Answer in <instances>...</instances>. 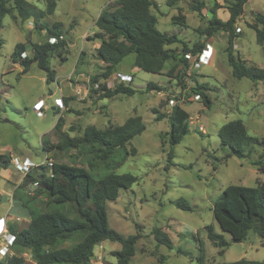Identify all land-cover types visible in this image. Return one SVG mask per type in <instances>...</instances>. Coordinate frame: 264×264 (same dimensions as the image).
I'll return each instance as SVG.
<instances>
[{"label": "rangeland", "instance_id": "374dc122", "mask_svg": "<svg viewBox=\"0 0 264 264\" xmlns=\"http://www.w3.org/2000/svg\"><path fill=\"white\" fill-rule=\"evenodd\" d=\"M27 1L46 9V0ZM54 1V14L44 18L42 23L50 27L61 23V38L68 41V47L61 56L58 52L52 56L53 83H47L46 73L36 64L27 74L21 75L23 68L12 60L18 43L29 45L49 41L47 30H38L32 18L22 21L17 11L4 17L0 30V120H3L0 121V155L12 157L10 167H0V216L8 215L10 226L20 231L30 224L32 213L29 208L34 213L49 209L45 197L24 203L31 200L37 191L36 185L25 187L21 193L17 191L27 170L34 166L48 168L52 162L84 167L97 179L111 173L131 174L137 182L130 189L120 191L116 201L107 203L110 227L125 237L140 236L130 264H161V258L165 259L163 264H199L200 257L204 264H225L243 258L264 261V240L253 231L244 242L232 243L223 256L209 241L206 231L211 225L231 241V236L220 230L213 217L216 199L229 185L256 187L258 181L264 183V173L252 165L262 148L252 149L250 158H226L231 150L221 146L218 136L225 123L241 120L249 135L264 140V84L233 77L228 63L227 33L220 32L210 39L202 35L212 17L214 4L220 5L219 17L225 20L227 14L224 11L228 12L229 19L227 7L233 0H205L202 17L192 9L193 0H156L159 7L152 9L158 18L157 28L176 35L180 41L167 49L181 57L184 44L192 47L195 43L205 45L209 42L214 55L208 65L197 68L195 59H191L184 67L178 58L169 61L161 74H152L136 71L135 56L130 55L108 79L103 77L105 64L96 54L99 42L90 41L88 37L97 31L95 21L100 13L115 5L116 0ZM7 7H13V3H8ZM256 13H264V0H250L245 6L236 24L241 32L237 33L233 52L248 64L264 68V51L251 28ZM178 16L185 17L182 25L174 21ZM27 55H31L30 49ZM174 65L177 68L170 77ZM118 73H134L131 81L125 83L135 89L136 94L100 99L103 92L95 85L113 89L120 83L116 80ZM179 76L183 78L186 90L179 85ZM149 83L162 90L148 92ZM198 84L210 89L206 94L211 98V108H207L202 100L189 102L186 97H180L181 93L190 92ZM172 98L180 99H176V104L190 115V133L174 148L171 165L168 160L170 124L168 118L159 120V117L169 115L173 108L169 99ZM60 117L63 124L57 130L55 126ZM137 117L146 126L145 132L108 163H98L94 170L87 164L91 156L83 149L46 151L43 148L45 142L49 143L47 148L56 145L64 135L79 137L87 126L103 130ZM4 119L8 121L4 122ZM125 157H128L125 163H120ZM179 200L188 203L192 211L178 208L175 202ZM156 228L169 236L172 249L158 244L153 235ZM121 248L119 243L104 241L95 248L89 264H116L113 253ZM18 253L25 258L26 264H36L29 253Z\"/></svg>", "mask_w": 264, "mask_h": 264}, {"label": "trees", "instance_id": "16d2710c", "mask_svg": "<svg viewBox=\"0 0 264 264\" xmlns=\"http://www.w3.org/2000/svg\"><path fill=\"white\" fill-rule=\"evenodd\" d=\"M46 9H40L37 5L27 0H0V30L3 27V19L13 11H17L22 21L32 18L36 28L56 39L57 42L49 41L41 43H18L12 54L13 63L19 64L27 74L36 64L39 69L46 73L47 83L55 81V71L51 69V59L54 53L61 56L67 50L68 41L64 38L61 23H54L51 27L42 23L47 16L54 14L56 1L46 0ZM250 0H233L227 7L229 19L223 21L217 16L220 8L215 3L211 8L212 17L206 23L202 35L211 38L214 35L225 32L228 34V63L232 68L235 79L247 78L254 83L264 84V68L248 64L238 54L234 55V41L238 36L236 27L238 19L243 15L245 6ZM12 2L13 7H7ZM205 0H193L192 9L203 16ZM159 7L156 0H116L115 5L105 8L95 21L97 31L90 41H98L96 49L97 58L105 64L103 77L110 78L115 74V69L130 55L135 56L134 69L152 74H161L165 65L171 60H177L184 67L189 65L186 55L201 54L205 49L204 44L195 43L192 47L183 45L181 57L167 49V46L179 43L176 35L163 33L157 28L158 18L152 13V9ZM176 24H183L185 17L174 18ZM251 28L256 32L257 43L264 51V13L254 15V23ZM28 49L31 55H27ZM177 66L174 65L169 76L172 77ZM136 70V71H137ZM134 74V73H133ZM131 74L130 76L133 77ZM177 79V77H176ZM179 85L186 90V84L179 76ZM96 86V85H95ZM100 99L113 98L118 95L132 97L136 90L125 82H120L113 89L106 85L99 86ZM148 92L162 89L154 83H149ZM210 89L207 85H197L190 92L181 93L180 97L189 98L192 94H199L207 108H211V98L206 94ZM177 99V98H176ZM180 101V99H177ZM190 115L179 104H176L168 116L170 131L168 143L170 152L168 160L173 164L174 148L182 142L190 133L188 120ZM3 121V120H0ZM4 119V122H7ZM63 119L60 117L55 129H61ZM146 126L140 117L129 118L123 125H110L100 130L95 126H87L84 133L79 137L64 135L56 144L47 148L48 142L43 143L46 151H67L70 149H83L85 154L91 156L87 163L94 170L98 163H108L121 150H126L135 137L145 132ZM221 146L227 147L231 153L226 157L236 156L240 159L250 158L252 149L262 148L258 159L252 161L258 171L264 173V140L248 133L247 127L241 120L225 123L219 130ZM129 153L126 154L128 156ZM128 157L121 160L124 164ZM12 164V157L1 154L0 167L7 169ZM49 168V169H48ZM34 166L26 172L17 191L25 187L36 185L37 191L30 201L36 202L40 197L48 200V210L34 213L31 208V221L27 228L17 230L10 226V231L16 236L13 246L14 256L6 260H0V264H26V260L18 252L29 253L36 264H89L94 256L95 248L104 241L121 244V250L113 253L116 264H130L136 254V245L140 238L138 234L123 236L109 225L107 203L114 202L119 198L120 191L130 189L137 178L131 174L111 173L102 178H95L86 168L62 163H52V166ZM0 194V200H1ZM178 208L192 211V207L184 200L175 202ZM213 217L223 233L231 236L227 240L214 227H206L207 236L212 245L219 249V255L223 256L232 243L244 242L250 231L256 233L264 240V183L257 182L256 187L229 185L216 199L213 208ZM153 235L160 245L173 248L169 236L160 228L153 231ZM69 244V246H65ZM202 250V249H201ZM18 253V254H16ZM165 259L161 258V264ZM199 264L203 258H199ZM225 264H264V261L241 260Z\"/></svg>", "mask_w": 264, "mask_h": 264}, {"label": "built area", "instance_id": "2783aa9c", "mask_svg": "<svg viewBox=\"0 0 264 264\" xmlns=\"http://www.w3.org/2000/svg\"><path fill=\"white\" fill-rule=\"evenodd\" d=\"M241 29H238L239 32ZM49 42L55 43L57 42L56 39L53 37H49ZM214 55V49L210 47V45L207 46L206 49H204L201 54L193 56L192 54L186 55V59L189 61L191 59L194 60V64L197 68H201L202 65H208L210 63V58ZM119 80L120 82H128L131 81L132 77L130 75H125L118 73L116 75V80ZM96 88H98V85H96ZM185 98V97H182ZM189 102H197L202 100V97L199 94H192L189 98H187ZM176 104V98L169 99V105L174 107ZM38 112L41 110H37ZM200 130L204 132L203 127H200ZM49 166H52V162L49 163ZM20 166L19 168H21ZM23 168V167H22ZM23 171V169H19ZM28 169L27 171H29ZM9 217V216H8ZM4 217L0 218V260H6L9 257L14 256L13 246L16 240V236L10 231V223L9 218ZM17 221H20L18 218Z\"/></svg>", "mask_w": 264, "mask_h": 264}, {"label": "crops", "instance_id": "0c3cea01", "mask_svg": "<svg viewBox=\"0 0 264 264\" xmlns=\"http://www.w3.org/2000/svg\"><path fill=\"white\" fill-rule=\"evenodd\" d=\"M218 2H220V0H218ZM220 11H221V10H218V11H217V16H218V17L220 16ZM224 14H227V15H226L225 20H224V19H222V20H223V21H227V20H228V12H225V11H224ZM219 18H220V17H219ZM208 45H210V47L213 48L212 44L209 43V42H206L204 48L206 49ZM213 49H214V48H213ZM203 50H204V49H203ZM0 194H2V193L0 192ZM4 217H8V215L0 216V218H4Z\"/></svg>", "mask_w": 264, "mask_h": 264}]
</instances>
